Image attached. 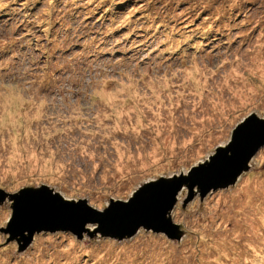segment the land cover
I'll return each instance as SVG.
<instances>
[{"label":"rangeland","instance_id":"1","mask_svg":"<svg viewBox=\"0 0 264 264\" xmlns=\"http://www.w3.org/2000/svg\"><path fill=\"white\" fill-rule=\"evenodd\" d=\"M251 114L264 0H0V264H264V146L226 187L184 184L169 231L86 222L20 248L8 224L23 189L104 210L188 176Z\"/></svg>","mask_w":264,"mask_h":264},{"label":"water","instance_id":"2","mask_svg":"<svg viewBox=\"0 0 264 264\" xmlns=\"http://www.w3.org/2000/svg\"><path fill=\"white\" fill-rule=\"evenodd\" d=\"M261 146H264V118L251 114L235 126L227 145L217 147L208 161L192 167L188 176L160 184L161 187L148 183L129 200H113L104 210L90 207L85 200L64 199L46 186L23 189L10 196L14 203L8 224L20 233L27 231L19 242L20 248L30 243L35 230L70 229L80 235L86 222H97L102 233L118 237L132 235L141 225L169 231L166 211L172 207L183 183L190 190L199 187L201 196L211 188L226 187L236 181Z\"/></svg>","mask_w":264,"mask_h":264},{"label":"bare ground","instance_id":"3","mask_svg":"<svg viewBox=\"0 0 264 264\" xmlns=\"http://www.w3.org/2000/svg\"><path fill=\"white\" fill-rule=\"evenodd\" d=\"M256 152H257V151H256ZM254 155H255V154H254ZM254 155H253V156H254ZM253 156H252V157H253ZM247 167H249L248 164H247L246 168H247ZM241 173H242V172H241ZM237 178H238V177H237ZM183 185H184V183L182 184V186H183ZM194 190H195V189H194ZM138 229H139V228H137L136 231H135L134 233H136V232L138 231ZM99 230H100V229H99ZM100 231H101V230H100ZM134 233H133V234H134ZM133 234H132V235H133Z\"/></svg>","mask_w":264,"mask_h":264},{"label":"trees","instance_id":"4","mask_svg":"<svg viewBox=\"0 0 264 264\" xmlns=\"http://www.w3.org/2000/svg\"><path fill=\"white\" fill-rule=\"evenodd\" d=\"M134 6V5H133Z\"/></svg>","mask_w":264,"mask_h":264}]
</instances>
